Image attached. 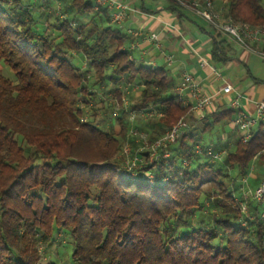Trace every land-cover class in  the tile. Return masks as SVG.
<instances>
[{"label": "trees", "instance_id": "16d2710c", "mask_svg": "<svg viewBox=\"0 0 264 264\" xmlns=\"http://www.w3.org/2000/svg\"><path fill=\"white\" fill-rule=\"evenodd\" d=\"M211 1L237 24L264 27L262 0ZM139 8L149 11L143 0ZM165 9L190 19L173 0ZM129 44L93 0H0V62L15 78L0 73V264H56L42 253L53 243L74 264H264V202L245 197L241 182L254 166L253 189L264 172V125L224 150L210 136L201 143L235 111L188 115L168 69L135 63ZM131 85L140 91L125 107ZM148 107L162 115L129 122ZM181 117L189 131L166 147L168 157L149 163L145 150L125 175L123 146L130 157L139 146L130 128L150 145ZM195 145L223 154L213 160Z\"/></svg>", "mask_w": 264, "mask_h": 264}, {"label": "crops", "instance_id": "0c3cea01", "mask_svg": "<svg viewBox=\"0 0 264 264\" xmlns=\"http://www.w3.org/2000/svg\"><path fill=\"white\" fill-rule=\"evenodd\" d=\"M127 1L130 7L140 11H129L122 27L130 40L129 49L133 45L130 52L135 63L153 69L167 68L175 86L183 74H190L198 88L197 92L212 96L207 115L225 109L236 112L229 104L239 95L237 110L250 117L256 116L255 103L264 100V59L240 47L233 39L213 29L191 11L185 12L190 19L179 18L165 9V0H149L147 5L144 4L148 12L140 10L138 0ZM214 5L220 9L223 7V3L214 2ZM128 30L131 33H127ZM151 34L156 35L155 40L150 38ZM215 42H221L222 61L211 58ZM250 46L262 49L263 43L252 42ZM225 84L232 87L229 94L221 92ZM185 99L189 106L192 99ZM258 123L264 125V117ZM227 124L230 125L229 122ZM227 124L217 129L218 145L211 147L224 150L240 140L244 131ZM250 178H255L254 169Z\"/></svg>", "mask_w": 264, "mask_h": 264}, {"label": "built area", "instance_id": "2783aa9c", "mask_svg": "<svg viewBox=\"0 0 264 264\" xmlns=\"http://www.w3.org/2000/svg\"><path fill=\"white\" fill-rule=\"evenodd\" d=\"M181 7L191 11L196 16L200 17L207 24H209L213 29L227 35L229 38L233 39L240 47L246 49L250 53L264 59V51L261 49H255L250 46V43H259L264 38V27L262 28H251L247 25L237 24L231 19L224 17L222 8H216L211 0H194L191 2H185L183 0H173ZM99 7H105L108 11L110 22L119 28L123 27V21L127 18V13L131 11L132 13H139L138 9H134L129 6L127 0H93V10L96 11ZM127 33H131L130 30ZM151 39H156L155 34L150 35ZM133 48L131 44L130 49ZM129 49V50H130ZM131 59V56H130ZM140 91L138 85L126 86L123 88L121 94V102L127 107L129 104L128 95L130 93L137 94ZM197 86L193 82V78L190 74H183L180 81L174 88L175 94L178 96L182 106L187 107V114L193 115L197 120H203L207 115L208 107L212 103V96L207 94H199ZM232 91V87L229 84H225L221 88V92L224 94H229ZM192 99L189 106L185 98ZM240 96H236L233 99L229 107L236 110L235 114L230 119V126L234 129L244 131L241 136L240 141L246 142L250 137L251 128L257 124L259 120L264 117V100L255 103V117L247 116L245 113L237 110L239 106ZM162 113L155 109L154 107H148L145 109H139L131 111L128 120L133 123L136 119H142L143 121H148L152 118H158ZM115 116V113H113ZM189 131V125L185 118H180L170 129L165 131L162 136L155 139L150 145L147 144V135L143 131H139L135 127H131L129 130V135L134 142L139 146L135 150V154L130 157L131 147L127 142L123 146L121 156L123 157V167L124 174L131 177L133 176V169H136L142 159L140 154L145 150H148L149 163L157 160L158 158H167L169 153L166 147L169 144L175 143L181 136L185 135ZM160 151V152H159ZM195 154L202 156H209L213 160H219L223 151H213L211 147L203 148L200 145H195ZM183 167L187 165V162L182 163ZM253 171V166H251L249 174L247 177L241 179L242 184L246 187L243 191L245 197L251 198L255 202H264V172L262 173L258 184L253 189L247 188V178L250 177ZM237 204L242 206V202L237 201ZM243 212L244 208H243Z\"/></svg>", "mask_w": 264, "mask_h": 264}, {"label": "rangeland", "instance_id": "374dc122", "mask_svg": "<svg viewBox=\"0 0 264 264\" xmlns=\"http://www.w3.org/2000/svg\"><path fill=\"white\" fill-rule=\"evenodd\" d=\"M144 4L147 5L150 1L149 0H143ZM161 2V0H160ZM128 3V1H127ZM262 5L264 6V0L261 1ZM140 4V0H138V5ZM164 4V3H163ZM165 5V4H164ZM263 43V39L261 40L260 44ZM262 50V49H261ZM0 73L8 78L9 80L11 81H15V78H14V74L13 72L11 71V69L5 65L3 62H0ZM98 107H101L100 104H97ZM105 107V105H104ZM101 110L98 111V114H97V120H102V117H100V114H101ZM183 118V117H181ZM109 121L107 120L106 124H108ZM222 127L223 124L220 123V124H216L212 127L211 130H209V132L207 133H204L201 135V143H204V139L206 136H210L211 140H212V144L217 146V138L216 136H219V134L217 133V129L219 127ZM227 126H230L229 124H227ZM114 127V130L115 131H118V127L117 126H113ZM207 140V139H206ZM224 140V139H223ZM235 140V138H234ZM205 143H208L207 141H205ZM20 145H22V147H24L25 145L20 143ZM88 148L81 145L78 147V152L83 156H86L88 155ZM249 199V197H248ZM42 253H43V257H44V260L47 261L49 260L50 258H52L53 262L56 263V264H74L72 261H71V258H70V251H66L65 249L63 248H59V244L57 243H53L48 249L46 250H42Z\"/></svg>", "mask_w": 264, "mask_h": 264}]
</instances>
